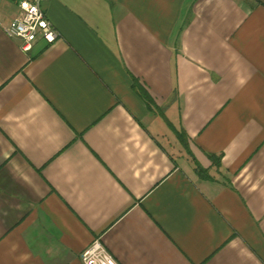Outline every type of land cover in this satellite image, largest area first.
Segmentation results:
<instances>
[{
	"label": "crops",
	"instance_id": "obj_1",
	"mask_svg": "<svg viewBox=\"0 0 264 264\" xmlns=\"http://www.w3.org/2000/svg\"><path fill=\"white\" fill-rule=\"evenodd\" d=\"M43 9L0 27V264H264V0Z\"/></svg>",
	"mask_w": 264,
	"mask_h": 264
},
{
	"label": "built area",
	"instance_id": "obj_2",
	"mask_svg": "<svg viewBox=\"0 0 264 264\" xmlns=\"http://www.w3.org/2000/svg\"><path fill=\"white\" fill-rule=\"evenodd\" d=\"M47 0H20L19 12L9 23H1L3 33L11 39L21 42L23 51H30L37 40L52 44L60 34L48 19L43 4ZM83 264H117L106 251L101 241L95 239L81 254Z\"/></svg>",
	"mask_w": 264,
	"mask_h": 264
},
{
	"label": "trees",
	"instance_id": "obj_3",
	"mask_svg": "<svg viewBox=\"0 0 264 264\" xmlns=\"http://www.w3.org/2000/svg\"><path fill=\"white\" fill-rule=\"evenodd\" d=\"M135 89H137V91H139L140 95L143 96L144 100H145L148 104L151 103V102H150V99L148 98V96H146L145 94H143V92L141 91L140 88H135ZM182 142H183V141H182ZM183 143H184V142H183ZM184 144H185V143H184ZM217 163H218V162H217Z\"/></svg>",
	"mask_w": 264,
	"mask_h": 264
}]
</instances>
